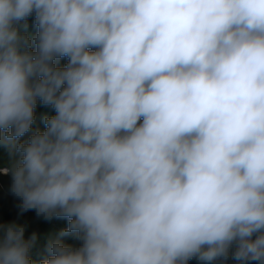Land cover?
Listing matches in <instances>:
<instances>
[{
    "label": "clouds",
    "instance_id": "clouds-1",
    "mask_svg": "<svg viewBox=\"0 0 264 264\" xmlns=\"http://www.w3.org/2000/svg\"><path fill=\"white\" fill-rule=\"evenodd\" d=\"M0 145L39 264H264V0H0Z\"/></svg>",
    "mask_w": 264,
    "mask_h": 264
},
{
    "label": "rangeland",
    "instance_id": "rangeland-1",
    "mask_svg": "<svg viewBox=\"0 0 264 264\" xmlns=\"http://www.w3.org/2000/svg\"><path fill=\"white\" fill-rule=\"evenodd\" d=\"M30 31H35L31 30ZM66 59L61 60V65L66 63ZM37 113V125L43 129L42 117L44 115H54V111L50 108L38 105L36 109ZM11 156L6 147L0 145V207L6 211H16L19 216V220L16 222L27 225V230L35 229L42 223H46L47 229L44 234L36 237L35 245L38 246L44 252V258L47 256V246L50 241L57 238L62 239L66 245H76L78 241L74 234L61 237L60 234L64 232L69 224V220L66 217H53L51 219H45L42 216H38L36 210H28L21 214L20 200L11 192V175L5 172V169L10 165ZM40 262V261H39ZM37 263V262H36ZM39 264V263H37ZM190 264H197V261L193 259ZM227 264H235L234 261L229 260Z\"/></svg>",
    "mask_w": 264,
    "mask_h": 264
},
{
    "label": "trees",
    "instance_id": "trees-1",
    "mask_svg": "<svg viewBox=\"0 0 264 264\" xmlns=\"http://www.w3.org/2000/svg\"><path fill=\"white\" fill-rule=\"evenodd\" d=\"M28 23H29V29L35 30L34 17L29 18ZM18 220H19V216L16 211H6L2 207H0V223L13 222ZM46 225H47L46 223H42L39 227L37 226L35 229L27 230L26 237H31L33 234H35L36 237L41 234H44V232H46L47 229ZM32 257L33 260L37 263H39V261L43 260L42 258H44V252L35 244L32 249Z\"/></svg>",
    "mask_w": 264,
    "mask_h": 264
}]
</instances>
